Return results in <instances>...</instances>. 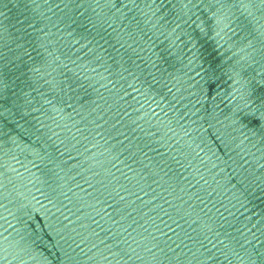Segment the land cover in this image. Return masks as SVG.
I'll use <instances>...</instances> for the list:
<instances>
[{
  "label": "water",
  "instance_id": "water-1",
  "mask_svg": "<svg viewBox=\"0 0 264 264\" xmlns=\"http://www.w3.org/2000/svg\"><path fill=\"white\" fill-rule=\"evenodd\" d=\"M120 4L0 0V264H250L264 5Z\"/></svg>",
  "mask_w": 264,
  "mask_h": 264
},
{
  "label": "snow or ice",
  "instance_id": "snow-or-ice-1",
  "mask_svg": "<svg viewBox=\"0 0 264 264\" xmlns=\"http://www.w3.org/2000/svg\"><path fill=\"white\" fill-rule=\"evenodd\" d=\"M96 3L98 6H101L100 0H96ZM259 3L261 5H264V0H259ZM236 6L237 4H233V7H236ZM238 6L241 8L247 9L250 7H255L256 4H255V0H247V3H245V0H238ZM102 7L108 8L109 10H112V9L119 10V8L121 7L120 0H103ZM215 24H216V27L219 28V31L216 33L217 35H220V32H225L226 29L228 31H232L233 34H235V30L231 28V22L228 17H222V18L217 17ZM85 30L87 31L86 26H85ZM92 70L95 71V69H92ZM37 71L39 70L37 69ZM259 100H260V103H259L258 110H264V97L259 98ZM6 108H7V97L0 95V109H6ZM3 115H4L3 111H0V116H3ZM209 243H211V241H209ZM213 247H215V245H213ZM206 250L209 254V257L213 261H215L217 257H215V255L213 254L212 249L206 247ZM253 256H255V259L253 258ZM249 260H250V264H264V251H260L256 249L255 246H253V251H252V254L249 255Z\"/></svg>",
  "mask_w": 264,
  "mask_h": 264
}]
</instances>
